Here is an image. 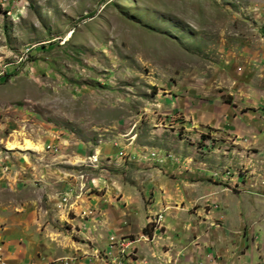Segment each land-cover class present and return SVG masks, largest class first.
Segmentation results:
<instances>
[{
	"label": "rangeland",
	"instance_id": "rangeland-1",
	"mask_svg": "<svg viewBox=\"0 0 264 264\" xmlns=\"http://www.w3.org/2000/svg\"><path fill=\"white\" fill-rule=\"evenodd\" d=\"M253 191L264 0L0 1V264L96 259L106 239L115 254L110 237L148 240L198 207L229 231L246 209V247L219 232L216 249L264 264V209L235 195Z\"/></svg>",
	"mask_w": 264,
	"mask_h": 264
},
{
	"label": "crops",
	"instance_id": "crops-1",
	"mask_svg": "<svg viewBox=\"0 0 264 264\" xmlns=\"http://www.w3.org/2000/svg\"><path fill=\"white\" fill-rule=\"evenodd\" d=\"M263 194L264 192L262 193L253 191L238 192L235 195H243L241 198H244L246 203L252 202V205H260L262 209H264ZM153 209L156 212L159 210V207H153ZM197 211L198 213L196 212L195 214L196 220L192 223L186 221L181 222L177 220V218L173 217V221L169 224L162 222V220L160 227L154 230L152 236L148 237V240H142L137 237H133L131 239L132 243L130 247L134 248L135 258L132 260L131 264H236V262L243 264V261L247 262L246 258L241 259L239 258L240 255L237 256L234 255V253H230L226 256L222 253L219 254L217 252L219 246L216 249L215 245L218 233L221 232L222 235L220 237V241L222 244L235 236L237 243L239 242L238 239L240 240L239 247L245 246L246 236H243L242 234H244L245 231L247 232L249 229L246 227L247 221L245 217H243L247 214V210L243 209L237 212L241 222L239 223V227L234 231L225 229V213L223 211L217 213V209H214L213 207H210L208 211H206L205 208L202 209V207H198ZM213 217L216 219H221L220 221L222 224H214V220H218L214 219ZM262 217L263 216H261V218ZM146 223H148L147 220H145L141 228ZM259 228H256L257 230L254 229L252 231V236L261 234V229ZM262 228L264 229V226ZM129 229L130 228L126 227L121 228V230L125 232H129ZM258 230L260 232H258ZM248 234L249 233H247V235ZM186 237H189V239ZM96 239L98 241V238ZM252 240L253 245H256V243L259 242L254 240L253 237ZM96 249L97 251H100L101 257H96L95 259L94 256L87 255L86 258H81L78 260L76 259V261H74V258H72V260L69 261V264H97V261L103 262L105 261L104 259H106V256H110L113 253L110 252V249L107 246V239L102 241V243L96 244L93 251ZM244 255L245 254H242L241 256L244 257ZM211 256L214 259H209ZM241 260L242 262H240Z\"/></svg>",
	"mask_w": 264,
	"mask_h": 264
},
{
	"label": "built area",
	"instance_id": "built-area-1",
	"mask_svg": "<svg viewBox=\"0 0 264 264\" xmlns=\"http://www.w3.org/2000/svg\"><path fill=\"white\" fill-rule=\"evenodd\" d=\"M0 1H1V3H4V0H0ZM161 218H162V215H161ZM130 243H131V241L124 243L122 240H114L113 237H110L109 246L111 249L114 248L113 251L115 252V254L112 253V254H114L113 259L111 258L112 254L110 256L112 262H114L116 264H121L122 263L120 260L121 258H123L125 260L127 257L131 258L132 255H134L133 250H128ZM117 244L119 245L118 250L115 248ZM126 252H128V254H125ZM124 255H126V257ZM122 256H124V257H122Z\"/></svg>",
	"mask_w": 264,
	"mask_h": 264
},
{
	"label": "bare ground",
	"instance_id": "bare-ground-1",
	"mask_svg": "<svg viewBox=\"0 0 264 264\" xmlns=\"http://www.w3.org/2000/svg\"><path fill=\"white\" fill-rule=\"evenodd\" d=\"M25 144V143H24ZM13 146H15V145H10V147H13ZM26 148H37L36 146H33V144H30V143H27L26 144ZM63 202V201H62ZM67 202V201H66Z\"/></svg>",
	"mask_w": 264,
	"mask_h": 264
},
{
	"label": "trees",
	"instance_id": "trees-1",
	"mask_svg": "<svg viewBox=\"0 0 264 264\" xmlns=\"http://www.w3.org/2000/svg\"><path fill=\"white\" fill-rule=\"evenodd\" d=\"M2 79L4 80L5 77H2ZM142 232H143V234H148V235L151 234V232H148V230H147V226H145V227L143 228Z\"/></svg>",
	"mask_w": 264,
	"mask_h": 264
}]
</instances>
